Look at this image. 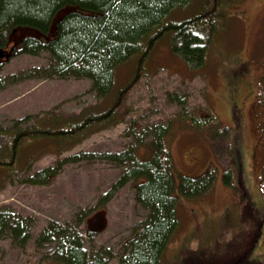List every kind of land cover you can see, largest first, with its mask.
Here are the masks:
<instances>
[{"label":"rangeland","instance_id":"obj_1","mask_svg":"<svg viewBox=\"0 0 264 264\" xmlns=\"http://www.w3.org/2000/svg\"><path fill=\"white\" fill-rule=\"evenodd\" d=\"M203 2L191 0L170 16L183 19ZM224 9L226 20L204 65L192 66L173 51L170 36L165 37L143 64L145 69L118 109L116 123L69 149L50 148L34 159L31 155L21 171L4 178L0 174V209L31 219L25 243L10 231L0 237V264L50 263L58 241L56 236L39 240V235L52 221L81 234L89 251L110 249V263L117 264L123 240L149 210L137 200L132 182L103 205L102 197L123 168L102 154L148 145L152 137L148 129L156 123L169 127L167 144L178 188L181 174L197 176L209 168L216 173L212 189L204 195L185 197L176 188L179 229L162 264H264V0H226ZM48 62L47 51L20 52L2 64L0 129L31 125L51 113L107 107L116 90L136 73L138 58L116 67L114 89L106 96L98 94L90 78L30 75L34 67ZM211 114L216 121L206 122ZM191 116L205 124L196 126ZM6 142L0 132V147ZM79 154L82 158L68 160L51 184L29 180L58 159ZM229 166L231 183L224 178ZM102 207L106 213H97ZM85 213H95L92 226L101 230L88 232L87 221L81 219Z\"/></svg>","mask_w":264,"mask_h":264},{"label":"trees","instance_id":"obj_2","mask_svg":"<svg viewBox=\"0 0 264 264\" xmlns=\"http://www.w3.org/2000/svg\"><path fill=\"white\" fill-rule=\"evenodd\" d=\"M190 2L0 0V33L3 30L7 33L12 27L23 29L26 33L20 52L49 53V62L34 67L31 76L90 78L98 94L106 96L114 89L116 67L133 56L138 58L136 73L116 90L107 107L90 105L79 113H51L37 118L31 125L24 122L0 129L7 136V142L0 147V174L3 173V178L21 171L31 155L34 159L50 148L57 151L69 149L93 132L116 123L118 109L124 105L145 69L143 64L165 37L170 36L173 51L192 66L204 65L208 48L226 20V0H204L196 13L180 20L171 18L174 10ZM1 80L0 86H3ZM180 100L182 102L183 98ZM191 118L198 127L205 124L197 116ZM210 120L216 121L213 114L206 122ZM148 130L152 136L148 145L140 143L122 151L102 154L104 159L123 168L120 177L102 197L103 205L118 189L132 182L137 200L149 210L146 218L134 227L133 233L123 240L117 264H162L168 244L179 229L178 187L173 155L167 144L169 127L156 123ZM262 138L264 140V130ZM143 145L146 149H142ZM29 146L33 149L27 153ZM82 156L58 159L54 165L34 172L29 180L51 184L68 160H78ZM224 172V178L231 183V167ZM215 178L216 173L211 168L197 176L181 174L178 193L185 197L204 195L212 189ZM261 184L264 191V168ZM87 215L83 214L81 219L87 220ZM30 220L0 209V237L10 231L15 239L25 243L30 236ZM88 232L94 233L89 228ZM54 237L58 242L48 264H111L110 249L89 251L81 234L52 221L43 229L39 240Z\"/></svg>","mask_w":264,"mask_h":264},{"label":"flooded vegetation","instance_id":"obj_3","mask_svg":"<svg viewBox=\"0 0 264 264\" xmlns=\"http://www.w3.org/2000/svg\"><path fill=\"white\" fill-rule=\"evenodd\" d=\"M25 33V30L17 27H12L7 33L5 30L0 33V68L12 56L20 53Z\"/></svg>","mask_w":264,"mask_h":264},{"label":"water","instance_id":"obj_4","mask_svg":"<svg viewBox=\"0 0 264 264\" xmlns=\"http://www.w3.org/2000/svg\"><path fill=\"white\" fill-rule=\"evenodd\" d=\"M101 228H104V227H101ZM93 230H94V228H93ZM96 230H101L100 228H97Z\"/></svg>","mask_w":264,"mask_h":264}]
</instances>
